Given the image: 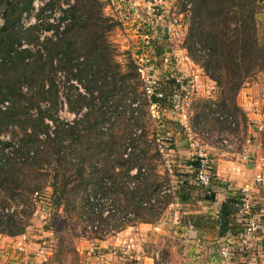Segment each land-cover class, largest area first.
I'll use <instances>...</instances> for the list:
<instances>
[{
  "label": "trees",
  "instance_id": "trees-1",
  "mask_svg": "<svg viewBox=\"0 0 264 264\" xmlns=\"http://www.w3.org/2000/svg\"><path fill=\"white\" fill-rule=\"evenodd\" d=\"M36 1L0 0V136L15 128L21 136L13 157L5 153L13 148L12 142L0 139V210L8 212L0 214V235H23L33 212V196L50 185L57 211L75 206L79 218L94 212L92 197L122 194L135 215L125 228L155 224L172 204H214L218 193L224 194L218 218L208 222L218 229L219 238L242 240L246 220L261 216L264 207L255 205L250 215L240 217L241 190L221 181L214 165L209 168V187L196 183L201 166L197 158L184 160V172L177 167L158 172L157 162L167 160L156 133L149 139L145 120L154 121L153 106L173 109V88H180L176 80L148 94L136 62L129 58L123 65L116 60L109 43L115 25L104 17L99 0L67 1L68 7L61 6L57 17L53 13L60 0H39L44 4L34 15L36 23L26 27L23 21L35 13ZM187 1L192 7L186 48L221 90L216 108L197 118L222 125L213 119L218 110L241 115L247 123L237 97L264 69L257 26L260 0ZM61 82L67 89L64 104L76 115L71 123L58 116ZM262 138L264 146V132ZM155 196L157 205L144 206ZM95 218L102 216L95 213ZM187 219L195 221L196 229L199 223L204 225L200 216ZM234 254L238 257V248Z\"/></svg>",
  "mask_w": 264,
  "mask_h": 264
},
{
  "label": "rangeland",
  "instance_id": "rangeland-1",
  "mask_svg": "<svg viewBox=\"0 0 264 264\" xmlns=\"http://www.w3.org/2000/svg\"><path fill=\"white\" fill-rule=\"evenodd\" d=\"M75 1L71 0V4ZM99 1L103 3L104 17L110 19L109 23L115 25V28L109 33V43L114 49L116 60L123 65H126L129 58L134 60L141 70V79L144 85L152 90L160 91L165 87V83H168L172 79L176 80V83L180 81L182 85L179 90L173 88V96L176 95L184 104L181 111H185L187 122H181L180 115L174 109H169V107L159 109L157 106L151 107V111H154V121H148L147 118L145 120L150 134L149 139H152L156 133L158 142L166 148L163 156L167 160V163L160 164V161H158V172L165 174V168L173 169L174 167H177L178 172H184L185 169L182 168L185 159L207 155L211 164L217 169V176H219L220 163L222 164L224 160L238 161L239 165H235L237 168L236 172L239 174L238 176L244 178V173L246 172L250 174V178L256 172H258L257 175L264 173V146L262 138L264 130L260 132V129L256 128L257 125H251L250 127L248 121L247 123L244 122L241 115L238 117L240 122L239 129L228 128L225 124L218 125L216 121L209 118L207 120H198L197 118L198 115L203 116L210 112L211 109L216 108L215 104L221 97V90L206 75L204 70L193 61L192 56L186 48L191 14L186 11L184 4L168 0L167 8L162 9L161 13H158L157 18H154L148 13L150 11L145 8L146 4H144V0L136 3V8H132L128 4L122 5V3H116L115 6H112L110 0ZM151 3H153V0H151ZM132 5L134 6V3ZM60 9V4L55 7L53 14L56 17ZM48 14L50 13H47L45 17H48ZM119 14L127 20V31L124 30L123 25L118 19ZM32 19L33 17H28L24 22L30 24L31 21L33 22ZM172 19H175L177 24L185 28L186 36L175 39L170 43L165 38L162 39V30L169 20ZM257 26L259 40L264 46V0H260ZM160 51H162L161 55L159 54ZM76 87L85 91L84 86L81 84H76ZM66 93L67 89L61 82L60 96L63 99L58 116L61 120L71 123L75 120L76 115L69 111L68 107L63 106ZM237 104L242 111H260L264 113V69L254 74L241 90L237 97ZM31 113L37 115L36 110H33ZM168 121L179 124V127L183 128L184 131H181L177 124H170ZM183 123L189 125V129H186L182 125ZM260 123L264 125V120ZM208 132L216 133L217 137L220 136L219 134L227 132L233 134L235 137H240L242 139L240 146L248 145L250 153L253 154L255 160H245L240 146H237L233 151L219 146L215 139L211 140L207 137ZM17 133L18 130L15 128L0 136L3 142H12L13 148H9L5 152L10 157L16 155V146L20 144L21 136ZM44 140L46 138H42V142ZM173 146L175 147L174 150L171 148ZM254 169L255 173L252 172ZM249 170L252 171L249 172ZM186 171L188 170L186 169ZM250 178L243 185H246V183L251 184L253 179ZM173 179L175 180L176 178L174 177ZM42 193H44L43 199L39 202L35 201L33 196V212L30 216L26 232L17 237L0 235V264H97L93 258L110 253L114 249V245L108 242L112 238L122 237L126 233V229L131 227L125 228L126 225H120L118 222L125 213L133 212L128 209L127 202L122 194L112 192L107 195L100 194L97 197H92L93 202L100 203L109 210L111 220L107 223L103 218H95V212L87 211L85 217L79 218L75 206L70 208L69 211L64 210V206H61L57 211L56 207L53 206V189L50 185ZM30 198L32 200V195ZM157 198L155 196L152 198V201H147V203L157 205L159 200ZM252 201L256 206L263 205L262 207H264V185L258 187L255 195L252 196ZM181 209L182 207L177 204H172L168 207L158 222L155 223L157 226H160L159 232H155L153 227L147 229L143 226L141 228L138 225L140 223L134 225L140 229L137 230V233L140 232L144 237L149 238L151 235H157L162 239L167 237L166 243L157 241L158 244H152L154 240L153 242L148 240V242L144 243L147 245V248L151 245L154 247L152 252L153 254L155 252L160 254V260L162 259L160 247L164 246V251L168 254H176L177 264H184L187 261H195L200 264H224L219 257V251L223 246H229L231 251L243 247H247L250 250L249 253L247 252V255L243 253L245 264H264V210L261 216H259L260 218L257 216L258 224H260L259 230L251 232L252 236L250 237H244L242 240L240 238L236 240L231 238L229 239L230 241L213 245L209 243L204 244L201 239H196V247L199 249L205 247L207 250L212 248L213 251V254L204 255V257L197 259L195 258L197 256H195V252L190 249L193 248L192 245L184 244L182 240L174 238L176 235H188L187 229H184V232H182L175 228L178 226L179 221L182 220ZM6 213L8 212L0 210V214ZM97 221L104 226L107 233L104 231H90V227ZM111 224H113V227L110 226ZM122 227L125 229L121 230ZM258 231H261V233H258ZM137 233H131L130 235H136ZM23 237L26 239L25 246L24 240L22 241ZM15 238H18V240H14ZM243 241H246V243ZM118 243L119 245L121 244V242ZM23 247H26V250ZM118 248H121V246H118V251H115L120 252ZM92 249L95 252L91 255L89 252ZM42 250L43 254L40 255L39 253ZM149 252L151 251L149 250ZM191 256H194V259H191ZM213 259L215 262H212ZM225 264L232 263L228 261Z\"/></svg>",
  "mask_w": 264,
  "mask_h": 264
},
{
  "label": "built area",
  "instance_id": "built-area-1",
  "mask_svg": "<svg viewBox=\"0 0 264 264\" xmlns=\"http://www.w3.org/2000/svg\"><path fill=\"white\" fill-rule=\"evenodd\" d=\"M61 1H62V3H61ZM67 1H70L69 3H71V0H60L62 8L68 7L66 4ZM167 1L168 0H153V3H151V0H144V4H146L145 8H147L150 11L148 13L150 15H152L154 18H157L158 13H161L162 9L167 8ZM139 2H142V0H110V3L112 6H115L116 3H122V5L128 4L132 8H136L135 7L136 3H139ZM170 2H174V3L175 2L176 3L182 2L186 6V8H185L186 11L188 13H190L192 4L189 3L187 0H173V1L171 0ZM132 3H134V6L132 5ZM43 4H44V1L37 0L35 2L34 5L36 8V11L31 16V17H33V19H32L33 22L31 21L30 24H27L24 22L26 19L25 18L23 23L26 27L36 23V17L34 15L37 13V11L39 9L38 6L39 5L42 6ZM118 7H120V6H118ZM117 11H118V9H117ZM118 19H119L120 23L123 25L124 30L127 31V28H126L127 20L124 17L120 16V14H119ZM2 23H3V21L0 18V25H2ZM46 34L49 35V33H45L44 35H46ZM162 35H163L162 39L165 38V40L167 42L171 43L175 39L182 38V37L186 36V31H185V28H183V26H181L180 24H177V21L175 19H172V20H169V22L163 28ZM140 72H141V70H140ZM177 82H178L177 84H179L180 87H182L180 81H177ZM147 90H148L149 95L153 94V92L156 91V90H152L151 88H148V87H147ZM158 96L163 97V94L159 93ZM170 101L172 102L173 109L180 115L181 122H183V121L187 122L188 120H187V115H186L185 111H181L183 109V106H184V104L181 102V100L178 99L176 95H174L170 98ZM5 105L8 106V103H5L4 105L1 106L3 110H5L7 108V106H5ZM65 106L67 107L66 104H64V107ZM151 114L153 116L154 111H151ZM213 117L216 118L218 121H220L222 124H225L228 128H231V129H237L238 128L239 129V127H240L239 119L236 116L231 115L229 113H226L223 111H216L214 113ZM182 125L186 129H189V125H185L184 123ZM256 128L260 129V132H262L264 130V125L263 124L257 125ZM215 134L216 133H209L208 132L207 137L210 138L211 140L215 139L219 146H221L227 150L233 151L237 148V146L241 145L242 139L240 137L238 138V137L233 136V134H231L229 132L224 133V134L223 133L219 134L220 136H218V137ZM157 142H158V139H157ZM240 147L242 149V155L244 156L245 160H247V159H248V161H254L255 160L253 154L250 153V149L248 148L249 147L248 145L240 146ZM159 148L161 150V153L163 154L164 150L166 148L163 147L161 144H159ZM195 158L199 159L201 162V166H200V169H199L197 177H196V183L199 185H202L204 187H209L211 185V178H212V176H211L212 174L209 170L210 166L212 165L211 161L209 160L207 155H204V156L200 155V156H197ZM216 175H217V173H216ZM263 185H264V173H259L257 176H255V179L253 180V182L251 184L246 183V185H244L243 188H241L242 197H241V205H240V207H241L240 217L241 216L245 217L247 215H250L252 208L255 206L254 202L252 201V196L255 195V192L257 191L258 187L263 186ZM43 195H44V193H40V194L36 193L34 195V197L36 199H38V202H39L43 199ZM149 205L150 204L147 202L144 203V206H149ZM93 211L96 214L101 215L102 218L107 221V223L111 220L110 212L104 205H101L100 203H96ZM218 214H219V211L215 214V217L218 218ZM257 218L258 217H253V218L251 217V218H248L246 220L247 229H246V233H245L244 237H247V236L250 237V236H252L251 232H254V231L257 232V230H259L260 224H258ZM133 219H135L134 213H132V212L125 213L121 217L120 221H118V222L120 223V225H122V224L124 225V224L128 223L129 220H133ZM110 226L113 227V224H111ZM90 231L91 232H103L104 231L105 233H107V230L104 229V226L101 225L98 221L95 222L90 227ZM23 240L25 242V240H26L25 237H23ZM243 242L246 243V241H243ZM247 250H248L247 247L238 248V257L234 258L235 257L234 251H231L229 246H223L222 249L219 251V257L224 264L228 261H230L232 264H245V261L243 260V255H244L243 253H246ZM90 252H89V254L92 255V253H94L95 250L92 249ZM39 254L40 255L43 254V250L40 251ZM241 258H242V260H240ZM156 260L158 262H160L159 254H156ZM184 264H200V263H196L195 261H192V262L187 261Z\"/></svg>",
  "mask_w": 264,
  "mask_h": 264
},
{
  "label": "crops",
  "instance_id": "crops-1",
  "mask_svg": "<svg viewBox=\"0 0 264 264\" xmlns=\"http://www.w3.org/2000/svg\"><path fill=\"white\" fill-rule=\"evenodd\" d=\"M244 112L248 118V125L250 127L251 125L262 124L260 122L264 120V113H261L260 111H244ZM235 165H239L238 161L237 162L228 161V160L222 161V164L220 163V166H219V176L218 177L224 183L231 184L233 189L241 190V188H243L244 186L243 184L249 180L250 174L248 172L244 173L245 178L242 176H238L239 174L236 172L237 168ZM250 171L252 170H249V172ZM252 172L255 173L256 172L255 169ZM257 173L258 172H256L255 175L250 179L254 180ZM223 201H224V194H219L217 196V202L214 204L198 203V205L193 206V207H184L180 205L182 207L181 212H180L182 220L179 221L178 226L175 228H177L178 230H181L182 232H184V229H187L188 235L187 234L179 235L180 237L176 235L174 238H176L177 240L179 239L180 241L182 240L184 244L192 245L193 248H190V249L195 252V256L197 255L195 258L197 259L204 257V255L213 254V251H212V248L207 250V248L205 247L203 249H199L198 247H196L195 245L196 239L197 240L201 239V241L204 244L209 243L212 245L216 243L224 242V241H230L229 239L231 238L235 239L233 237L219 238L218 229L216 227L214 228L210 224L211 221L208 222L210 220L209 218L212 217V219H214L215 214L220 210V207ZM192 215L200 216L204 218V225L202 223H199L198 226L200 227L197 229L194 226H192V224H194L195 221H192L191 223L187 219L188 216H192ZM138 225L141 228L145 226L147 229H149L150 227L151 228L153 227L155 232L160 231V226L159 225L157 226L156 224L148 225V224L142 223ZM136 228L137 227L135 226L128 227L125 231L126 233H124L122 237L112 238V240H110L108 243L114 245V249L110 253L103 254L104 256L93 258L97 262V264H177V257H175L176 254H172V255L168 254L166 251H164L165 250L164 246L160 247L162 250V255H161L162 261L160 260V262H158L156 261L157 253L155 252L153 254L152 252L154 247H152L151 245L149 246V248H147V245L144 244L145 242H148V240H150V242H153L154 240L152 244L154 243L158 244L157 241H160L161 243H166L167 237H165V239L164 238L162 239L158 237L157 235H151L149 238H147V237H144V235L141 234L140 232L137 233L138 232L137 230H140V229L138 228L136 229ZM131 233H137V234L130 235ZM14 240H18V238H15ZM118 242H121V244L119 245ZM23 243L25 246L24 241ZM118 246H121V248H118L120 249V252H117ZM23 248H25L26 250V247H23ZM149 250L151 252H149ZM193 257L191 259H194ZM213 261L214 259L212 260V262Z\"/></svg>",
  "mask_w": 264,
  "mask_h": 264
}]
</instances>
